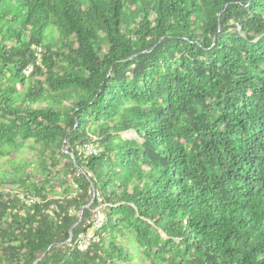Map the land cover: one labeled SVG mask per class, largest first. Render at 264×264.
<instances>
[{
  "label": "trees",
  "instance_id": "16d2710c",
  "mask_svg": "<svg viewBox=\"0 0 264 264\" xmlns=\"http://www.w3.org/2000/svg\"><path fill=\"white\" fill-rule=\"evenodd\" d=\"M36 260L264 264V0H0V264Z\"/></svg>",
  "mask_w": 264,
  "mask_h": 264
},
{
  "label": "built area",
  "instance_id": "2783aa9c",
  "mask_svg": "<svg viewBox=\"0 0 264 264\" xmlns=\"http://www.w3.org/2000/svg\"><path fill=\"white\" fill-rule=\"evenodd\" d=\"M36 49H38V51L41 50L40 46H37ZM30 70H27V73ZM86 151L90 154V153H97L99 151V149L97 147H95L92 144H88L85 146ZM97 196V195H96ZM98 201L100 202L98 206H96L94 208V215L93 217L88 220V223L92 224V229H90L88 232H84L83 234H81V238L79 241V248L80 249H86L89 244L91 243L92 240L96 239L95 237V230L101 228L106 221V212H105V207L107 206V203H104L103 198L99 197Z\"/></svg>",
  "mask_w": 264,
  "mask_h": 264
},
{
  "label": "water",
  "instance_id": "95a60500",
  "mask_svg": "<svg viewBox=\"0 0 264 264\" xmlns=\"http://www.w3.org/2000/svg\"><path fill=\"white\" fill-rule=\"evenodd\" d=\"M92 193H93V198H92V200H91V202L89 203V204H87V205H85L83 208H82V210L79 212V220H78V222L70 229V236L72 237V235H73V228L76 226V225H78V223L81 221V219H82V217H83V211H84V209L86 208V207H88L91 203H92V201L95 199V197H96V195H97V191H96V188L95 187H93L92 188ZM37 262H38V260H36L35 262H34V264H37Z\"/></svg>",
  "mask_w": 264,
  "mask_h": 264
},
{
  "label": "rangeland",
  "instance_id": "374dc122",
  "mask_svg": "<svg viewBox=\"0 0 264 264\" xmlns=\"http://www.w3.org/2000/svg\"><path fill=\"white\" fill-rule=\"evenodd\" d=\"M133 134H134V132H125L123 135H125V136H131ZM25 153H28V152H25Z\"/></svg>",
  "mask_w": 264,
  "mask_h": 264
}]
</instances>
